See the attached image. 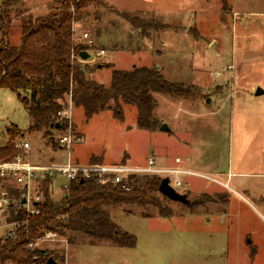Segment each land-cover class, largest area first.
I'll return each instance as SVG.
<instances>
[{
  "label": "rangeland",
  "instance_id": "1",
  "mask_svg": "<svg viewBox=\"0 0 264 264\" xmlns=\"http://www.w3.org/2000/svg\"><path fill=\"white\" fill-rule=\"evenodd\" d=\"M105 1L113 8L90 6L74 23L76 38L93 45L85 62L97 68L89 76L108 85L113 69L158 67L185 91L155 93L160 127L141 129L136 106L123 102V119L106 109L87 120L69 98L64 111L71 112L77 138L69 148L54 147L69 131L30 132L32 119L17 92L0 87V145L9 142L6 129L15 124L22 132L16 140L30 142L27 161L88 163L95 157L144 165L153 156L168 166L179 157V166L198 174L181 175L178 191L189 203L156 193L168 216L152 204L107 207L111 220L136 236L133 247L92 244L73 231L46 234L34 247L58 264H264V175L257 174H264V94H255L264 89V0ZM52 2L22 0L11 14V45H20L22 25L48 14ZM121 12L159 24L142 29ZM61 182L54 181L55 199L64 193ZM7 228H0V238Z\"/></svg>",
  "mask_w": 264,
  "mask_h": 264
},
{
  "label": "trees",
  "instance_id": "2",
  "mask_svg": "<svg viewBox=\"0 0 264 264\" xmlns=\"http://www.w3.org/2000/svg\"><path fill=\"white\" fill-rule=\"evenodd\" d=\"M21 3L22 0H2L0 5L3 35L0 41V87L17 92L32 119L30 132L44 130L48 135L53 129L67 130L69 119L61 112L69 98L74 106L84 109L87 120L106 109H113L114 115L123 119L122 102L135 105L138 126L154 131L160 127L154 112L157 106L155 93L179 95L185 92L156 66L113 69L108 85L90 78V73L97 67L86 63L81 52L90 54L93 45L76 38L74 23L90 6L113 8L107 1L53 0L48 14L22 25L21 43L14 46L8 37L11 14ZM120 14L142 29L159 24L155 18L147 19L129 12ZM6 132L10 140L0 145V161L9 162L22 151L15 146L16 138L21 137L22 132L15 124L7 127ZM58 144L53 141L54 147ZM97 160L92 159L93 162ZM161 180V177L151 175L131 176L119 184L100 183L95 177L79 179L71 182L62 196L55 199L53 180L48 176L41 182L42 199L33 203L38 210L35 214L28 213L22 204L24 190L12 188V195L19 201L11 206L8 220L17 223L16 234L0 238V264L47 263V251L33 246L47 232L60 235L68 231L80 232L89 236L92 244L95 240H108L119 246H135L136 236L113 222L107 207L152 204L159 208L160 215L168 216L170 212L156 194Z\"/></svg>",
  "mask_w": 264,
  "mask_h": 264
},
{
  "label": "built area",
  "instance_id": "3",
  "mask_svg": "<svg viewBox=\"0 0 264 264\" xmlns=\"http://www.w3.org/2000/svg\"><path fill=\"white\" fill-rule=\"evenodd\" d=\"M61 115L69 119L70 125L67 129L69 132L64 134L58 142L61 147L69 148L77 136L73 133L70 121L71 112L63 110ZM20 139L15 141V146L22 151L16 156L15 160L9 162L0 161V228L8 227L7 229L9 230L1 238L16 234L17 223L8 220L11 206L17 204L19 201L11 193V189L14 187L24 190L21 197L23 199L26 198L27 202L22 204L28 213L35 214L38 210L33 206V203L42 199L41 182L48 176L52 178L53 184L56 178H62L63 182L60 183V187L63 191L69 188L71 182L79 179L85 180L95 177L100 183L111 181L113 184H119L126 182L131 176L138 175L159 176L161 179L168 178L169 185L178 191L183 184L181 175L198 174L189 168L179 166L178 164L182 162V159L179 157L175 158L176 164L168 166L159 165L153 156L148 157L147 163L144 165H131L125 162L117 164L72 161L66 163L31 162L26 160V153L30 148V142ZM46 234L53 235L56 233L47 232Z\"/></svg>",
  "mask_w": 264,
  "mask_h": 264
},
{
  "label": "water",
  "instance_id": "4",
  "mask_svg": "<svg viewBox=\"0 0 264 264\" xmlns=\"http://www.w3.org/2000/svg\"><path fill=\"white\" fill-rule=\"evenodd\" d=\"M90 56V54L87 51H82L81 52V58L86 60L88 59ZM256 95H262L264 94V89L261 87H257L256 91H255ZM161 128L164 130H167L168 127L166 124H162ZM84 179H81V181H83ZM159 191L167 196L169 199L175 200V201H181L183 203H189V200L187 198V195L176 191L172 186L169 185V179L168 178H163L161 180L160 186H159ZM27 202V199L24 198L22 203L25 204ZM47 264H58V262L53 258V257H49L47 260Z\"/></svg>",
  "mask_w": 264,
  "mask_h": 264
},
{
  "label": "crops",
  "instance_id": "5",
  "mask_svg": "<svg viewBox=\"0 0 264 264\" xmlns=\"http://www.w3.org/2000/svg\"><path fill=\"white\" fill-rule=\"evenodd\" d=\"M258 175H264L263 173H257ZM257 187L259 186V184H255Z\"/></svg>",
  "mask_w": 264,
  "mask_h": 264
}]
</instances>
